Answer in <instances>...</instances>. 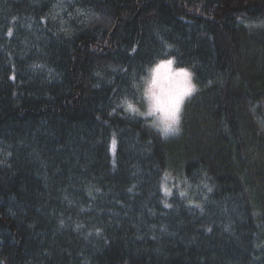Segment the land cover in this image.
<instances>
[{"label":"trees","instance_id":"trees-1","mask_svg":"<svg viewBox=\"0 0 264 264\" xmlns=\"http://www.w3.org/2000/svg\"><path fill=\"white\" fill-rule=\"evenodd\" d=\"M165 43L168 139L116 106ZM0 264H264V0H0Z\"/></svg>","mask_w":264,"mask_h":264},{"label":"clouds","instance_id":"clouds-1","mask_svg":"<svg viewBox=\"0 0 264 264\" xmlns=\"http://www.w3.org/2000/svg\"><path fill=\"white\" fill-rule=\"evenodd\" d=\"M164 48L160 56L144 65L138 78L131 80L136 98L125 94L118 98L116 106L129 117L146 122L161 138L168 139L181 134L184 106L200 90V86L194 70L179 65L177 57L169 54L172 46L165 43ZM170 180V174L165 172L161 178V190L165 197L168 196L166 191L170 190ZM165 204H168L167 201H164Z\"/></svg>","mask_w":264,"mask_h":264},{"label":"snow or ice","instance_id":"snow-or-ice-1","mask_svg":"<svg viewBox=\"0 0 264 264\" xmlns=\"http://www.w3.org/2000/svg\"><path fill=\"white\" fill-rule=\"evenodd\" d=\"M8 35H9V36L12 35L11 30L8 31ZM97 75H99V74H97ZM115 146H116V140L113 139L112 142H111V150L113 151V153L115 152ZM209 191H211V189H209ZM166 194H167L168 196H170V195L172 194V193H171V190H167V191H166ZM180 195H181V196H184V193H183V192H180ZM164 207L168 208V207H171V205H170V204H165ZM197 207H199V205H197Z\"/></svg>","mask_w":264,"mask_h":264},{"label":"rangeland","instance_id":"rangeland-1","mask_svg":"<svg viewBox=\"0 0 264 264\" xmlns=\"http://www.w3.org/2000/svg\"><path fill=\"white\" fill-rule=\"evenodd\" d=\"M191 98H192V97H191ZM191 98H190V99H191ZM190 99H189V100H190ZM189 100H188V101H189ZM188 101H187V102H188ZM187 102H186V104H187ZM186 104H185V106H186ZM185 106H184V108H185ZM183 110H184V109H183ZM182 114H183V113H182Z\"/></svg>","mask_w":264,"mask_h":264}]
</instances>
